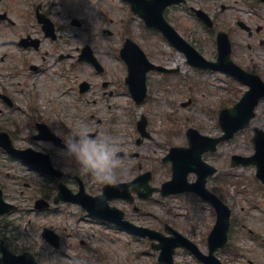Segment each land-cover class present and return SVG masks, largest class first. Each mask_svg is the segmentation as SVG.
Wrapping results in <instances>:
<instances>
[{
	"label": "rangeland",
	"instance_id": "1",
	"mask_svg": "<svg viewBox=\"0 0 264 264\" xmlns=\"http://www.w3.org/2000/svg\"><path fill=\"white\" fill-rule=\"evenodd\" d=\"M48 1L52 14L62 27L59 34L67 42L62 50L67 53L77 55L88 44L112 74L121 75L126 67L118 53L125 39L131 38L142 46L152 61L178 70L166 75L151 74L148 79L149 96L141 106H136L130 99L127 110H102L101 116L108 125L102 129L118 145V152L126 153L121 163L124 174L119 179H131L138 172V165L142 164L144 169L154 172L153 185L160 186L171 178L170 164H164L162 159L171 146L186 144L185 133L189 128H195L206 136L221 135L219 111L236 103L248 89L246 85L226 74L200 71L188 65L183 53L173 49L159 36L147 32L140 17L132 13L129 4L122 0ZM223 5L225 9L222 8ZM191 7L201 8L209 13L215 21V27L209 30L194 16ZM73 19L82 22V26H73ZM169 20L210 61H216L218 56L217 32H227L233 44L234 61L245 70L259 74L264 80V45H261L264 40V6L256 2L254 4L253 0H188L187 4L171 10ZM238 21L254 30L263 26V30L259 33L254 31L250 37L238 27ZM32 32L34 36H41L37 27ZM2 40L4 38L1 36L0 45ZM10 49L0 47V56L4 52L16 54V51ZM10 61L9 56L0 63V67L6 68L1 80L8 91L20 99L22 111L0 112V128L13 130L14 122L25 129L28 124L29 102L27 104L25 96L18 90L25 89L26 94H30L31 90L36 92L35 96L38 97L33 99V103L37 115L43 118L53 115L59 105H65L67 98L60 97L59 87L62 86V81L57 75L53 72L51 76L46 74L42 78L37 75L27 81L28 86H18L16 78L11 75ZM68 66L70 67L69 64ZM78 69L84 72L91 70L85 64ZM53 97L59 104L51 103ZM122 99L127 107L128 97L123 96ZM187 102H190L189 105H183ZM142 115L148 119L151 138L138 145L139 134L134 123ZM73 122L80 125V129L86 126L85 120L73 119ZM252 126L264 129V101L257 109V117ZM72 128L73 134L79 132L78 127ZM24 134L27 135L28 131L24 130ZM252 136L251 129L244 130L234 139L220 145L217 153L206 155L205 158L218 168L217 175L209 181V188L232 210L229 244L217 253L224 264H264V188L255 177V167L230 168L233 154L252 155ZM17 144L19 147L30 145L27 140ZM138 154L139 157H135ZM11 160L0 149V186L6 200L19 206L18 211L0 219L1 230L6 222L11 224L2 236L14 252L31 251L41 264H48L42 249L49 244L41 235L47 227L55 230L61 237L65 264H73L77 258L85 264H159V253L151 247L152 242L147 238L110 230L89 220L76 205L68 207L59 204L46 211H35L34 203L37 199H53L56 185L47 177L31 172L22 164ZM74 173L67 174L72 179ZM84 174L89 184L91 176ZM195 178L194 175L190 176L191 181ZM68 184L74 187L71 180H68ZM89 191H94L90 184ZM157 199L141 203L139 215L130 210L131 220L160 231H163L162 224H170L195 242L202 252L207 253V238L216 222L213 207L189 196ZM175 264L201 263L186 250L179 248L175 254Z\"/></svg>",
	"mask_w": 264,
	"mask_h": 264
},
{
	"label": "flooded vegetation",
	"instance_id": "2",
	"mask_svg": "<svg viewBox=\"0 0 264 264\" xmlns=\"http://www.w3.org/2000/svg\"><path fill=\"white\" fill-rule=\"evenodd\" d=\"M51 11L52 8L48 0H0V37L2 36L6 39L0 47L9 46L11 47L10 51L14 50L16 54L19 53V55L10 56V63L12 64L11 75L16 78L18 86H28L27 81L31 79L34 73L48 74L53 72L62 81V86L59 87L60 97L67 98L64 106L67 105L69 108L59 105L53 111V115L41 118V120L34 117V123L29 122L25 129L19 128L18 124L14 123V130L10 132L16 147L25 148L19 147L17 142L27 140L30 144L28 147L34 145L38 150L48 154L54 166L62 170L64 160L59 155L58 150L64 146V141L62 137L55 135L53 130L59 131L63 127L72 134L74 131L72 127H78L80 130V125H76L73 119L76 121L80 118L82 112L77 109L82 106L86 113L90 111L88 113L89 119L85 120L89 134L95 136L99 133H105L106 131L102 128L108 125L101 116L102 110L109 111L122 108L124 104L122 97L125 94L129 95V88L126 85L124 76H117L112 74L113 72L111 71L91 70L90 72H84L79 70V66L82 65L81 61H79L80 54L74 55L62 50L67 42L61 38L59 32L62 27ZM61 15L58 17L60 18ZM36 27L40 30V37H35L32 32V29ZM259 31L260 28L257 33ZM36 39L38 40L37 43ZM81 51L82 49L79 52L81 53ZM7 58L8 53L6 52L0 56V63L6 61ZM68 64L70 65L69 68ZM5 71V67H0V106L18 110L21 108L20 99L11 94L1 80V76ZM84 83L88 84L89 89L84 88ZM18 92L25 96L27 102H29V109H33V107L31 108L33 105L31 100L37 97L32 92L31 94H26L25 89L18 90ZM51 103L57 104L58 101L54 100L53 97ZM88 108H91L92 111L88 110ZM72 109L76 110V112H66ZM0 111L2 112V109ZM39 122L45 123L48 126V130L40 133ZM70 126L71 129H68ZM24 130L28 131L27 135L24 134ZM2 131V128H0V132ZM37 136H39V140L36 139ZM44 142H50L52 146L49 147ZM63 173L66 175L68 172L63 171ZM128 180L130 179L121 178L118 182ZM77 187H79V183ZM91 187L94 190L92 192L95 194L99 193L97 187ZM139 202L141 200H138L137 204ZM114 203L121 204L122 207L126 205L127 208L131 206L123 200H116ZM131 207L135 214L140 213L142 210L140 206ZM126 214L130 218L128 210ZM111 226L117 227L115 225Z\"/></svg>",
	"mask_w": 264,
	"mask_h": 264
},
{
	"label": "water",
	"instance_id": "3",
	"mask_svg": "<svg viewBox=\"0 0 264 264\" xmlns=\"http://www.w3.org/2000/svg\"><path fill=\"white\" fill-rule=\"evenodd\" d=\"M155 1L158 2L155 3ZM182 1L184 0H151L146 1L145 5H133V8L138 10L140 15L145 18L149 26L158 28L161 27L159 20H162L164 23L163 12L167 5L170 3H180ZM149 12H151L152 15H149ZM201 16L205 19L208 25L212 26V23L210 22L209 18L204 13H202ZM169 37L178 46V48L183 50L185 49L190 54L196 55L206 66H208V64H206V60L202 56H200V54L192 46L186 45L185 42L184 44H179L176 40L172 38V36ZM219 40L222 42V44H220V59L219 63L214 64L213 67L228 70L230 73L238 75L237 72H239L240 70L235 67L230 60L231 47L227 35L220 33ZM126 51L127 54L125 55V58L128 61L131 70L129 83L134 94L135 88H139L138 91H136L138 95V97H136L137 101L140 103L144 100L147 95L145 74L150 69H156V67L150 66V63H148L144 53L134 43L128 41L126 44ZM90 56L92 58V55ZM148 66L150 68H148ZM229 66L234 67L235 72H232L229 69ZM247 76L251 78L250 80H248L249 83L252 85L251 91L247 92L242 98V100L233 108L224 110L221 113L220 125L222 129L226 132V134L217 139L201 137L203 140H206V145L202 146L201 148H198L197 144L195 143L196 140L192 137L194 136V134L196 136L198 135L197 131H190L188 134L189 147L172 149V153L168 156V159L172 160L173 163V179L172 181L163 184L162 189L160 190L164 196L184 191H195L200 194L204 199L209 200L215 205L218 212V220L208 240L210 248L209 255H202L192 242H190L188 239H186L175 231L171 230L170 232L174 234V237L166 238L154 232L150 234L148 230H143V232H139L140 230L138 229L134 230L143 235L150 234L151 239L160 240V244L154 245V248L156 250H162L160 260L166 262L167 264L173 263L175 249L180 246L189 249L200 260H202L204 264H221L215 257V252L219 248H224L228 243L231 210L215 195H213L206 189L207 177L213 175L217 170L212 166L203 164L201 159L202 154L204 152L209 150L211 152H215L218 143H220L226 138L232 137L236 132L250 127V122L253 118H255V108L258 106L260 100L264 97V84L261 82L258 76ZM254 132L255 136L253 138V142L255 144L256 154L251 158L234 157V164L238 165L241 163L244 165H256L257 176L264 183V131L255 127ZM192 172L197 173L198 175V180L195 183L188 182V175ZM127 187V185H117L113 187L108 185L104 189L103 196L91 197L87 195V198L80 201L78 197L81 194L75 195L64 185H60V194L56 199L55 203H59L61 200L67 202H77L81 204L85 209H88V211L92 215H97L105 220L114 222L115 218L108 216V214L104 212L103 208L107 209V212H114L108 209V201L113 198L111 194H114L113 191H115L117 193V197H126L125 195H123V191L124 188ZM147 190L149 192L144 195L145 197H149L153 194L154 191H156V189L152 188L150 190ZM4 206L7 208L8 211L9 208L7 204L4 203L2 199V191L0 190V214L5 211L3 210ZM120 214V217L122 218L123 213L121 212ZM46 232L44 234L45 237H47L48 235H46ZM167 241L174 242L167 246ZM53 243H55V245H58L56 240H54ZM0 251L4 253V257L0 258V264H37L34 259L28 254L21 257H17L15 255H12L5 249L1 248Z\"/></svg>",
	"mask_w": 264,
	"mask_h": 264
},
{
	"label": "clouds",
	"instance_id": "4",
	"mask_svg": "<svg viewBox=\"0 0 264 264\" xmlns=\"http://www.w3.org/2000/svg\"><path fill=\"white\" fill-rule=\"evenodd\" d=\"M53 131L64 141V146L58 150L64 160L62 169L64 172H83L95 178L98 183L117 185L119 177L124 174L121 168L122 157L118 153V145L108 134L99 133L92 136L86 126L81 127L76 134L67 132L63 127L59 131L56 129ZM44 143L52 146L50 142ZM63 250V244L60 248L48 245L43 247L42 254L48 260V264H65ZM73 264L85 262L77 258Z\"/></svg>",
	"mask_w": 264,
	"mask_h": 264
}]
</instances>
